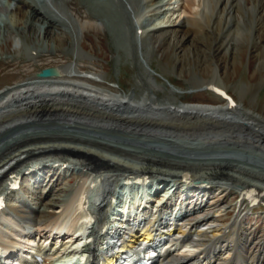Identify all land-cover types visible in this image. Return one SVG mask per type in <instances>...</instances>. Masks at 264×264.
Here are the masks:
<instances>
[{
  "label": "bare ground",
  "instance_id": "1",
  "mask_svg": "<svg viewBox=\"0 0 264 264\" xmlns=\"http://www.w3.org/2000/svg\"><path fill=\"white\" fill-rule=\"evenodd\" d=\"M94 4L89 0H38L33 3L28 0H0V13L7 15L15 12L13 14L22 20L20 25L10 30L0 16V49L2 42L13 33L26 39L27 29L33 41L27 50L28 58L24 66L26 70H33L32 76L28 72L30 75L27 78L21 76L12 87L0 90V187L5 184L9 173L23 174L28 169L26 165L35 157L47 156L43 157L47 162L54 157L64 160L71 157L73 160L69 161L72 168L66 169L64 176L57 165L43 169V177L40 173L25 175L27 178H23V184L28 178L34 180L33 191H26L31 195V201L21 192L12 194L14 197L17 195L15 203L25 200L32 207L22 203L26 210L21 212L27 216L8 213L6 218L10 223L6 231L11 235L8 236L9 241L19 251L28 249L33 242H37L36 251L48 244L52 247L58 243L62 252H68L69 247H82L85 239L78 238V234L74 236L75 226L67 229L69 234L62 237L58 224L68 217L73 224L81 225L80 233H85L86 227H91L81 220L82 211L87 214L92 211L90 213L96 214L98 220H103L105 207L110 203L111 195H115L114 186L120 184L127 173H145L151 175L152 184L157 185L156 191H152V184L147 186L143 183L142 196L137 195L130 200L129 194L123 195L121 204L107 222L109 230L96 246L107 247L112 243L113 233L128 226L132 227L129 243L133 244L149 241L154 232L160 231L158 237L171 234L175 218L181 215L179 221L183 223L177 226V234L185 235L189 227L192 230L190 239L199 254L182 253L180 248L174 249L175 245L178 246L177 242L169 241L159 249L157 264H264V239L247 233L248 228H241V207L229 228L213 227L214 238L209 243L203 244L202 240L192 238L194 234L202 236L205 232L203 227H212L215 221L210 211H205L208 203L205 199H209V195L205 196L213 190L221 189L220 193L226 190L222 189L224 186L214 185L213 181L225 179L226 183L237 185V190L241 192L257 184L241 180L234 172L264 180V159H257L256 154L248 155L251 160L259 161L261 170L257 171L251 165L234 160L240 152H244L242 149L223 148L211 153L204 148H182L187 139H191L195 147L203 141L243 140L264 151V118L244 107L243 102L246 97L251 102L255 101L258 85L253 89L247 87L245 94L240 95L242 103L238 107H229L222 100L220 104L223 105L193 104L181 99L185 93H199L217 83L227 88L219 63V49L232 47L233 42L240 47L246 40L249 43L247 48L258 49L260 69L264 70V0H110V3ZM166 5L172 6L169 7L170 17L166 16L167 8L162 10L164 17L168 18L167 22L164 20L166 23L161 25L154 22L148 28L141 19L142 13ZM92 28L98 32L104 29L105 34L112 37L126 35L124 44L128 39L126 43L135 51L133 57L142 72L138 76V86L144 88L142 94L136 88L130 95L123 94L118 89L107 88L96 76L92 80L81 74L90 73L85 71L84 63H89L91 58L83 55L80 49L82 39ZM138 28H141L139 34ZM221 33L226 35L225 41L228 42L225 45L220 40ZM164 41L168 48H175L173 72H182L185 65L199 69L196 60L205 59L202 70L211 78L201 79L195 75L190 84L192 90H200L182 92L174 84L159 86L154 81L155 71L150 63L156 46ZM215 42L219 46H214ZM119 53L117 56H122ZM70 56H74L75 60L66 62L65 59ZM47 67L58 69V75L39 78L37 73ZM162 72L170 73L166 69ZM159 90L165 91V95L158 94ZM180 103L185 104L182 106ZM181 119L191 122H169ZM197 132L199 137H191ZM103 138L110 139L111 143ZM206 154L215 156L213 162L197 161L192 164L177 160L186 155L200 157ZM111 156L122 157L125 161H112ZM128 156L143 160L140 163L144 167L134 165ZM154 166H165L171 171L154 169ZM198 167L207 171L191 172ZM183 177L190 180L179 183ZM168 178L171 180L168 181ZM195 179L197 184L205 181L211 187L202 192L204 189L192 187L196 185ZM96 188L99 196L90 195V199L85 200L86 190ZM79 193H82L80 197ZM97 202H100L98 208ZM102 229L103 225H100L94 230L92 236L95 241ZM227 229L230 233L226 232ZM95 241L86 245L92 254ZM223 255H227V259H223ZM26 256L30 257V253ZM132 259L129 257L126 264H131Z\"/></svg>",
  "mask_w": 264,
  "mask_h": 264
},
{
  "label": "rangeland",
  "instance_id": "2",
  "mask_svg": "<svg viewBox=\"0 0 264 264\" xmlns=\"http://www.w3.org/2000/svg\"><path fill=\"white\" fill-rule=\"evenodd\" d=\"M28 1L30 2L32 1V3L35 1L38 2V0H28ZM89 1L93 3V5H95L94 3H99V2H100V5H102V2L110 3V0H89ZM169 7L172 8V6L166 5V7H163L160 9L158 8L157 10H153V11H150V9H148L147 11L142 13L141 19L142 21H144V23H146V26L148 28L152 27L153 26L152 24L154 22L157 25H161L162 22H164L165 24L168 20L167 17H170L172 15ZM164 8L165 9L167 8L166 11H168V13L167 15L165 14L167 17H164V15L162 14V10ZM13 13L15 12H11L10 14H7V15L6 13H0L1 19H3L7 23L10 30L14 29L15 26H18V24L20 25V23H22V20L20 21V17L14 15ZM113 15L115 16V13ZM156 19L158 21H156ZM0 24H1V20H0ZM103 30L104 29L98 32L97 30L92 28L86 32L87 37L86 38L84 37L82 39V46L80 50L82 51L83 55L85 56L87 55V57L90 56L91 58V61H89V63L88 62L84 63V65L86 66L85 71L86 72L90 71V73H87V74L95 75L96 77H98L101 80L100 83L105 84L107 88L112 87L114 85L118 87L117 88L119 90L118 92H122L123 94L128 93L129 95L133 91H135V88H136L139 91V93L142 94L144 91V88H141L138 86V76L142 72H140L139 64L137 63L135 57H133L135 51L133 52L132 50L133 48L131 49L130 45L126 43L128 42V39L127 41H125V44H124L126 35L123 37L122 36L116 37V35L115 37H112L111 34H108V35L105 34V30L104 31ZM0 36H1V31H0ZM25 36L27 40L24 37H20L17 34L13 33L12 35H10V37L7 40H4L2 42L1 46L3 47L0 49V90L6 89L10 86L12 87L13 84H15L21 76L27 78L30 75V74L28 75V72H31L30 76H32L33 70H30V69L26 70V68L24 67L26 65L25 62L27 61V58H28L27 50L30 46H32L31 44L33 42L30 39V36H32L30 30L27 29V31L25 32ZM225 37L226 35H224V33L220 34V40L222 41L223 45H225V42H228V41H225ZM228 39L229 37L226 38V40ZM38 40L39 39L37 38L36 43H38ZM155 40L157 41L158 38H156ZM64 44L68 45L67 43H64ZM216 44L217 43L215 42L214 46H219L218 44L217 45ZM248 44L249 43H247L245 40V42H243L240 47H238L234 42L232 43L233 45L232 47L223 46L221 49H219V52L221 55L219 63L221 64V67L223 70L222 75H223L224 84L227 85L228 90L235 95L237 101L240 103L238 105H241L242 100H240V95L245 94V90L247 89V87L248 88L250 87L253 89L254 87H256V85H258L257 86L258 93H257L255 101L251 102L250 98L246 97L245 99H243V102H244V107H246L247 109H252L253 111H255L256 114L259 113L264 118V82L263 84H261L262 86L260 85V83L264 81V70L260 69L261 65L259 62L258 49H250L251 47L247 48ZM118 51H120L122 56H117ZM95 55L99 57L97 56L95 57ZM152 57L153 59L150 64L154 68V71H155L154 81L159 86H163L166 83L169 86L174 84L175 87L178 88V90H181L182 92H194L196 90H200V89H195V90L191 89L190 84H191V81L195 79L196 77L195 75H198L201 79L211 78V75L209 73L202 70L206 62L204 58L196 60L197 67L199 69L194 70L193 65H185V67L182 69V72L181 71L180 73L173 72L174 67L176 65L175 48L174 49L168 48V45L165 41L163 44L160 43L156 46V49L154 50ZM73 58L75 57L70 56L68 59H65V61L68 62L71 59L75 60ZM162 69L164 71L166 69L170 73L164 74V72H162L163 71ZM37 71L39 70L37 69ZM81 74L84 76H87L84 73H81ZM162 74L164 76H162ZM169 81L170 83H168ZM181 91H179V93ZM158 94H161L163 96L165 95V91L159 90ZM181 99L184 102L186 101V102L193 103V104L194 103L196 104V102L206 103V104H210V103L220 104L221 103V101L216 100L215 97L211 93L207 92L206 90L200 91L199 93H195V94L185 93L181 97ZM180 104L183 106L185 103L184 104L180 103ZM220 105H223V104H220ZM159 118L162 119V117H159ZM169 122L174 123V124H177V123L183 124V123H190L191 120L181 119V121L180 120H175V121L170 120ZM196 126L200 128L199 125H196ZM199 136L200 134L198 132L193 133L191 135V137H195V138ZM103 140L105 142L111 143V140L108 138H103ZM190 140L191 139H187L182 144V148L184 149L195 148L196 150L197 148H201V149L204 148L203 150L206 149V151L211 152V153H213L214 151L222 150L223 148H234L238 150L242 149V151L244 150V152L243 153L240 152L239 156L234 158V160L240 161L241 163L244 162L246 163V165H249V166L251 165V167L255 168L257 171L258 169L261 170L260 169L261 166L258 163L259 161L251 160L248 155L256 154L257 159H264V151L261 152L254 145H251L246 141H243V140L242 141L212 140L210 142L203 141V142H199V146L195 147L194 143L190 142ZM134 150L142 152V150H140L139 148H134ZM253 151L254 153H252ZM217 153H220V152H217ZM208 154L202 155L200 157L198 155L197 156H194V155L187 156L186 155L182 159H177V160H181V161L185 160V161L193 162L192 164L197 163V161H205V162L212 161L213 162L212 159H214L215 156L211 157ZM129 158L133 160L131 162H133L134 165L141 166L142 168L144 167L143 164L140 163L141 161L143 162V160H139L136 158L137 159L136 161L135 158H132V157H129ZM111 159H113L112 161L115 160L119 163H122V162L124 163L125 161L124 158H123L124 161H122V157L116 158V157L111 156ZM154 169H159V170L165 169L167 171H171V168H166L165 166L163 167L154 166ZM206 171L207 169L199 168V167L198 169H194L193 171L191 170V172H194V173H198V172L204 173ZM234 175L238 176L240 179L242 178L241 180H246L249 182H253L255 184H261L262 187L264 188V180H260V179L258 180L254 178L253 176H250L249 174H246V173L234 172ZM23 178L26 179L27 177L24 176ZM213 182H215L216 186L217 185L224 186L222 187V189H225L226 191L224 193H220L221 189L218 191L213 190L212 191L213 193L206 194L205 198H207V195H209V199H205V201L208 200L205 211L206 212L210 211L211 216L215 218V221L213 222L212 225L214 227H221L226 222H228L233 216L232 211H233V206L235 204V201L237 200L236 197L238 194L237 193L238 187L237 185L235 186L234 183L232 184L229 182L226 183L227 181L225 179H217ZM30 183H32V179L28 178L26 185L28 187L30 186L31 188H33L32 187L33 184H30ZM73 183L74 181L71 180V184ZM43 185L45 186L46 184H43ZM22 193L24 194L23 197L31 201V195L29 194V192L25 191V192H21V194ZM213 194H215V197H213ZM131 196H133V194L130 195V200L138 197L136 195V192H135V196L133 197ZM15 197L12 198V200L10 201L11 206L15 204V200H14ZM208 206H210L211 209H208L209 208ZM21 209H25V207H21ZM15 212L18 213V211H15ZM226 213H229V214L225 215ZM201 214L202 213H199V215ZM221 214L222 216H219ZM236 214L234 215V217L236 216ZM233 219H231L230 223H228L226 226H223L222 228L223 229L229 228V226L233 223L232 222ZM242 221L243 222H242L241 228L242 227L248 228L249 230H247V233L249 232L253 233V235H255L257 238L264 239V209L253 211V212H251L248 209L247 211L244 212ZM243 229H241V231H243ZM212 230H214V228L213 229L209 228V230L207 232H204L202 236H197L200 240L203 241L202 242L203 244L209 243L214 238L212 234ZM230 237L231 235L229 236V239ZM185 247H188V248H185ZM185 247H183L184 250L182 249L181 251L182 253L187 252V253H190V254L192 253L195 255L199 254L197 253L198 249H196L193 244L186 245ZM70 257L71 256L69 255L68 256L64 255L63 258L68 259ZM227 257H228L227 255H223V259H227Z\"/></svg>",
  "mask_w": 264,
  "mask_h": 264
},
{
  "label": "water",
  "instance_id": "3",
  "mask_svg": "<svg viewBox=\"0 0 264 264\" xmlns=\"http://www.w3.org/2000/svg\"><path fill=\"white\" fill-rule=\"evenodd\" d=\"M58 71L54 68H47L39 73L40 77H47V76H57Z\"/></svg>",
  "mask_w": 264,
  "mask_h": 264
}]
</instances>
